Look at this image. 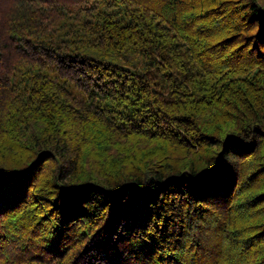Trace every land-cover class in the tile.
Returning a JSON list of instances; mask_svg holds the SVG:
<instances>
[{"label":"trees","instance_id":"obj_1","mask_svg":"<svg viewBox=\"0 0 264 264\" xmlns=\"http://www.w3.org/2000/svg\"><path fill=\"white\" fill-rule=\"evenodd\" d=\"M0 264H264V0H0Z\"/></svg>","mask_w":264,"mask_h":264}]
</instances>
